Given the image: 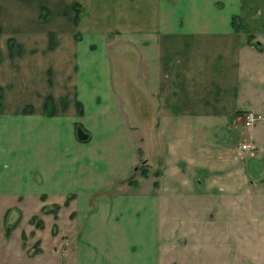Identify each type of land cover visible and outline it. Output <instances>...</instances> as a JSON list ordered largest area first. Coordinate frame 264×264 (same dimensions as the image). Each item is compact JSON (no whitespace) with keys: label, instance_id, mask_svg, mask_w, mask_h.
<instances>
[{"label":"crops","instance_id":"obj_1","mask_svg":"<svg viewBox=\"0 0 264 264\" xmlns=\"http://www.w3.org/2000/svg\"><path fill=\"white\" fill-rule=\"evenodd\" d=\"M0 206V264H264V0H0Z\"/></svg>","mask_w":264,"mask_h":264},{"label":"rangeland","instance_id":"obj_2","mask_svg":"<svg viewBox=\"0 0 264 264\" xmlns=\"http://www.w3.org/2000/svg\"><path fill=\"white\" fill-rule=\"evenodd\" d=\"M73 6V5H72ZM79 5H78V3H75L74 4V8H76V7H78ZM40 9H41V13H43V14H45L44 12V10H45V8L43 7V6H41L40 7ZM73 11H74V9H72ZM78 10V9H77ZM141 168H142V164L141 165H138V173L140 172V174H143V173H141ZM129 178H131V179H129V180H133L134 178H133V174L132 175H130V177ZM6 202V201H5ZM59 209V206L57 205L56 207H51L50 208V210H51V213H52V215H55L56 216V212H57V210ZM2 210V211H1ZM13 210V208L11 209V206H8V207H6V206H3V207H1L0 206V214H1V216H2V219H3V217H4V215H5V217L7 216V214L9 213V211L11 212ZM49 210V209H48ZM12 212H15L17 215H18V218H20V216H21V213H20V211H18L17 209L16 210H13ZM11 212V213H12ZM10 213V214H11ZM31 217H33L32 219V221L30 220V218ZM30 220V221H29ZM28 221L30 222V223H34L35 225H36V222L37 221H40V220H38L37 218H36V216L34 215V214H32V215H30L29 217H28ZM40 223H41V221H40ZM42 225V223L40 224V226ZM26 226V225H25ZM36 226H38V225H36ZM13 228V224H9L8 222H2L1 224H0V232L1 231H3L4 232V234L5 235H7L9 232H10V230ZM26 229L28 228V226H26L25 227ZM6 232V233H5ZM22 239H25V238H22ZM14 239H10V241L12 242ZM26 240V239H25ZM24 240V241H25ZM64 240V239H63ZM23 241V242H24ZM29 241V240H28ZM30 243V242H29ZM68 243H69V241H68ZM25 245H27L28 246V242L27 241H25ZM28 249L29 250H32V248L29 246L28 247ZM56 258H58V259H62L63 258V255H59V256H56Z\"/></svg>","mask_w":264,"mask_h":264},{"label":"trees","instance_id":"obj_3","mask_svg":"<svg viewBox=\"0 0 264 264\" xmlns=\"http://www.w3.org/2000/svg\"><path fill=\"white\" fill-rule=\"evenodd\" d=\"M74 4H75V3H73V6H74ZM72 8L74 9V17H73V20L76 21V20H77V17H78V10H77L76 8H74V7H72ZM44 15H45V14H43V13H41V11H39V14H38L39 18H44ZM230 21H231V24L233 25V27H234L235 29H239V28L242 27V25H241L240 23H237V16H236V15H232ZM52 45H53V42H52L51 38L49 37L48 46H49V47H52ZM46 102H48V97H47V99H46ZM46 102H45V103H46ZM23 110L27 111L28 108H24ZM78 111H80L79 108H78ZM144 172H145V169L142 168V169H141V173L144 174ZM128 181L131 182V180H128ZM66 202H67V199L64 200V203H66ZM56 206H57V205H53V207H56ZM32 218H33V217L30 218L31 221L33 220ZM40 224H41L40 221H37V222H36V225L40 226ZM5 233H6V232H5Z\"/></svg>","mask_w":264,"mask_h":264},{"label":"built area","instance_id":"obj_4","mask_svg":"<svg viewBox=\"0 0 264 264\" xmlns=\"http://www.w3.org/2000/svg\"><path fill=\"white\" fill-rule=\"evenodd\" d=\"M259 118V115L251 110H246L244 111V113H242L241 115V121H242V125L244 127H249L251 126L257 119ZM248 145L243 143L241 145L242 148H246Z\"/></svg>","mask_w":264,"mask_h":264},{"label":"water","instance_id":"obj_5","mask_svg":"<svg viewBox=\"0 0 264 264\" xmlns=\"http://www.w3.org/2000/svg\"><path fill=\"white\" fill-rule=\"evenodd\" d=\"M77 136H78V137H82V136H83V133L80 132V131H77Z\"/></svg>","mask_w":264,"mask_h":264}]
</instances>
